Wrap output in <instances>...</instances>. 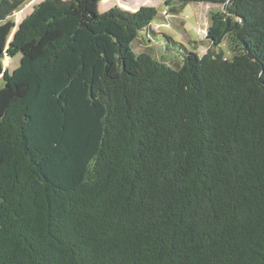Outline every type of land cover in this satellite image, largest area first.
I'll use <instances>...</instances> for the list:
<instances>
[{"label": "trees", "instance_id": "16d2710c", "mask_svg": "<svg viewBox=\"0 0 264 264\" xmlns=\"http://www.w3.org/2000/svg\"><path fill=\"white\" fill-rule=\"evenodd\" d=\"M96 1H41L13 70L0 46V264H264V0H164L224 7L174 63L136 52L156 6Z\"/></svg>", "mask_w": 264, "mask_h": 264}, {"label": "rangeland", "instance_id": "374dc122", "mask_svg": "<svg viewBox=\"0 0 264 264\" xmlns=\"http://www.w3.org/2000/svg\"><path fill=\"white\" fill-rule=\"evenodd\" d=\"M41 1L43 0H26L10 16L0 22V46L5 54L2 60L5 68L13 70L18 67L21 57L26 53L31 56H36V54L42 51V44L54 37L51 34L43 41L29 44L13 57L6 53L20 23ZM61 1L71 3L74 9L84 17L90 15L88 4L86 7L85 0ZM93 5L98 13H103L113 7L135 11L142 5L156 6L159 9V17L154 21V30L158 35L142 34L135 42L136 52L149 51L154 58L159 60L165 58V60L173 63L178 60V54L182 56V52L197 51L203 55L209 49H213V44L207 38V34L209 29L219 22L218 14L224 13L223 5L204 2H191L176 15L165 13L166 5L164 0H97ZM163 34L170 36L177 42L175 48L173 50L170 49L172 51L166 47L165 38L162 36ZM214 48L217 52L222 51L228 58L232 56L226 40Z\"/></svg>", "mask_w": 264, "mask_h": 264}, {"label": "water", "instance_id": "95a60500", "mask_svg": "<svg viewBox=\"0 0 264 264\" xmlns=\"http://www.w3.org/2000/svg\"><path fill=\"white\" fill-rule=\"evenodd\" d=\"M0 77L2 78V77H3V74H2V75H0Z\"/></svg>", "mask_w": 264, "mask_h": 264}]
</instances>
